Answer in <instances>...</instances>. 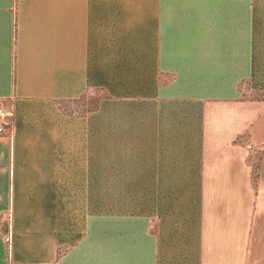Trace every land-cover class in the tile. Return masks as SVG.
Here are the masks:
<instances>
[{
    "label": "crops",
    "instance_id": "0c3cea01",
    "mask_svg": "<svg viewBox=\"0 0 264 264\" xmlns=\"http://www.w3.org/2000/svg\"><path fill=\"white\" fill-rule=\"evenodd\" d=\"M0 104V264H264V0H0Z\"/></svg>",
    "mask_w": 264,
    "mask_h": 264
},
{
    "label": "rangeland",
    "instance_id": "374dc122",
    "mask_svg": "<svg viewBox=\"0 0 264 264\" xmlns=\"http://www.w3.org/2000/svg\"><path fill=\"white\" fill-rule=\"evenodd\" d=\"M104 92L100 89H89L83 92L79 97L73 98L70 101L62 103V108L65 112L70 113L72 116H82L88 111L95 109L98 106L100 97ZM5 105V103H4ZM1 107V104H0ZM3 111H7L3 109ZM258 153L252 155L253 157V172L257 165Z\"/></svg>",
    "mask_w": 264,
    "mask_h": 264
},
{
    "label": "built area",
    "instance_id": "2783aa9c",
    "mask_svg": "<svg viewBox=\"0 0 264 264\" xmlns=\"http://www.w3.org/2000/svg\"><path fill=\"white\" fill-rule=\"evenodd\" d=\"M12 112L0 110V136H11L12 134ZM10 237L6 240L9 241Z\"/></svg>",
    "mask_w": 264,
    "mask_h": 264
}]
</instances>
